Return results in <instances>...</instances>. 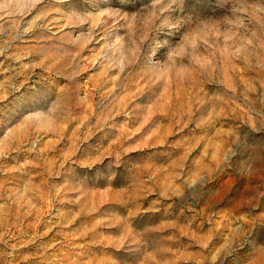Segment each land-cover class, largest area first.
<instances>
[{
	"label": "rangeland",
	"instance_id": "1",
	"mask_svg": "<svg viewBox=\"0 0 264 264\" xmlns=\"http://www.w3.org/2000/svg\"><path fill=\"white\" fill-rule=\"evenodd\" d=\"M0 264H264V0H0Z\"/></svg>",
	"mask_w": 264,
	"mask_h": 264
}]
</instances>
